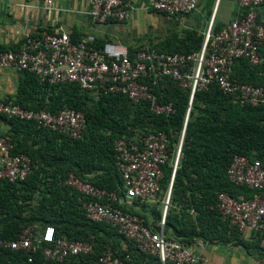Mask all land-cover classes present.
Masks as SVG:
<instances>
[{
	"label": "built area",
	"instance_id": "2783aa9c",
	"mask_svg": "<svg viewBox=\"0 0 264 264\" xmlns=\"http://www.w3.org/2000/svg\"><path fill=\"white\" fill-rule=\"evenodd\" d=\"M89 15L99 23L109 20L125 21L131 4L128 0H85ZM51 0H46L49 8ZM198 0H148V7L168 15L187 14L197 8ZM240 15L214 30L212 20L203 33V43L192 52H168L159 48L141 46L132 56L118 44L103 42L95 45L91 34L73 41L67 32L25 34L17 49L0 51V69L27 70L41 81L50 84L76 83L81 90L95 93H119L129 101H145L156 115L169 116L175 108L171 102H161L153 85L163 78L170 79L180 89L189 92L185 121L174 149L172 174L162 197L158 230L145 225L143 219L129 208L133 200L158 201L162 166L169 159L168 137L162 129L137 130L131 136L114 139L115 164L121 174L120 190H107L81 179L72 172L64 183L86 197L82 207L88 220L116 229L136 249L156 255L161 264H212L194 253L188 245L163 232L165 214L170 205V192L176 170L185 125L194 93L205 90L211 83L232 102L264 105V86L231 77L236 59L245 58L256 75L264 73V22L258 11L264 0H236ZM0 113L35 123L37 128L79 138L85 127L81 110L62 108L57 112L26 108L11 99L0 98ZM14 143L0 132V182H19L31 171L33 164L28 154L13 152ZM228 180L253 190L250 197L233 196L227 191L217 193L215 208L221 218L236 225L239 230L256 232L264 228V165L258 158L234 155L226 170ZM0 248L22 251L31 262L33 254L52 262L65 263L73 256L94 253L89 240L58 236L55 228L26 226L16 239H0ZM99 264H145L137 262L127 252L110 246L102 248L97 256Z\"/></svg>",
	"mask_w": 264,
	"mask_h": 264
},
{
	"label": "trees",
	"instance_id": "16d2710c",
	"mask_svg": "<svg viewBox=\"0 0 264 264\" xmlns=\"http://www.w3.org/2000/svg\"><path fill=\"white\" fill-rule=\"evenodd\" d=\"M202 43L203 35L189 31L181 44L162 43L154 48L188 53L198 50ZM95 45L99 43L95 42ZM9 49L0 47V51ZM238 61H243V66L248 69L245 79L233 74ZM19 73L17 91L11 100L26 108L51 112L67 107L81 110L85 116V127L79 138H72L37 128L32 121L0 113V121L6 123L11 131L1 133L14 143L13 152L28 154L33 164L24 180L0 182V239H16L30 224L39 228L50 224L58 236L89 240L94 247V253L73 256L62 264H99L97 256L105 246L127 252L137 262L161 264L158 256L138 251L133 242L123 239L115 228L88 220L82 207L86 197L67 186L64 180L72 172L100 188L120 190L122 178L115 164L114 139L131 136L137 130L162 129L168 137L169 159L162 166L161 199L173 171L174 145L179 141L185 121L189 92L166 77L159 80L153 85L154 93L161 102H171L175 111L169 116L156 115L145 101L133 103L123 94L81 90L72 82L50 84L27 70ZM262 76L264 73L260 76L255 74L245 58L236 59L232 66L231 77L238 80L262 86ZM86 92L98 95L92 109L87 108ZM236 154L258 158L264 165V105L232 102L215 83H211L207 89L196 91L193 96L173 176L170 205L165 214V236L189 245L197 239L222 238L218 234L220 230L224 235L227 231L234 236L241 233L236 225L221 218L215 208L219 191L245 197L254 193L246 186L230 182L226 176ZM261 193L264 196V189ZM133 202L138 203L137 208H132V205L129 210L152 230H158L161 211L150 205L147 217L144 214L147 212L145 203ZM253 233L260 241L264 237V228ZM114 234L117 239L109 240ZM122 241H126L127 246ZM238 244L246 249L257 245L241 237H238ZM0 264L61 263L48 261L39 252L34 253L32 261L28 262L24 252L0 248Z\"/></svg>",
	"mask_w": 264,
	"mask_h": 264
},
{
	"label": "crops",
	"instance_id": "0c3cea01",
	"mask_svg": "<svg viewBox=\"0 0 264 264\" xmlns=\"http://www.w3.org/2000/svg\"><path fill=\"white\" fill-rule=\"evenodd\" d=\"M131 4L129 18L125 21H94L89 15L85 0H0V47L17 49L25 34L67 32L75 41L91 34L96 43L112 42L122 46L130 55L141 46L157 47L162 43L181 44L189 31L203 35L210 21L217 30L240 15L236 0H198L197 8L187 14L168 15L148 7V0H128ZM216 12V16H214ZM264 22V4L258 11ZM214 20V21H213ZM264 55V43L260 47ZM248 69L243 61L233 67L235 77L245 79ZM19 71L0 69V98L12 99L17 91ZM264 86V76L261 77ZM0 132L11 133L9 126L0 121ZM148 217L149 202H144ZM147 203V204H146ZM238 236L220 230L222 238L197 239L190 249L207 257L212 264H264V237L257 241L249 229L239 230ZM264 234V233H263ZM238 237L257 245L248 249L238 244Z\"/></svg>",
	"mask_w": 264,
	"mask_h": 264
},
{
	"label": "rangeland",
	"instance_id": "374dc122",
	"mask_svg": "<svg viewBox=\"0 0 264 264\" xmlns=\"http://www.w3.org/2000/svg\"><path fill=\"white\" fill-rule=\"evenodd\" d=\"M214 16V19H215V16H216V12H215V15H213ZM214 21V20H213ZM212 24H213V22H212ZM208 27V26H207ZM211 27L213 28V26L211 25ZM86 94H87V96H88V99H87V108L88 109H92L93 108V106H94V102H96L97 101V99H98V95L97 94H94V93H90V92H86ZM193 100V99H192ZM191 106H192V102H191V105H190V108H191ZM130 116H132V114H131V110H130ZM178 143V142H177ZM177 143L174 145V147L176 148V146H177ZM174 148V149H175ZM174 151V150H173ZM171 162V161H170ZM148 203V202H147ZM149 204H151V206H154V208L155 209H157L158 211H161V209H162V205H163V203H162V197H161V201L160 200H158V201H151V202H149ZM132 205H133V207L132 208H134V206H136V208H137V205H138V203L137 204H135L134 202H132ZM160 220V218L158 219V221ZM157 221V222H158ZM117 235H113L112 237H109V240H111L112 238H115V239H117ZM123 242V244L125 243L126 244V246H127V243H126V241H122Z\"/></svg>",
	"mask_w": 264,
	"mask_h": 264
}]
</instances>
